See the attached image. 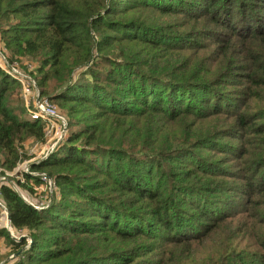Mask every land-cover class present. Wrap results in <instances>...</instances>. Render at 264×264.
Listing matches in <instances>:
<instances>
[{
    "label": "trees",
    "instance_id": "1",
    "mask_svg": "<svg viewBox=\"0 0 264 264\" xmlns=\"http://www.w3.org/2000/svg\"><path fill=\"white\" fill-rule=\"evenodd\" d=\"M0 31L69 117L45 207L0 184L11 264H264V0H0ZM18 90L0 68L9 170L44 135Z\"/></svg>",
    "mask_w": 264,
    "mask_h": 264
},
{
    "label": "built area",
    "instance_id": "2",
    "mask_svg": "<svg viewBox=\"0 0 264 264\" xmlns=\"http://www.w3.org/2000/svg\"><path fill=\"white\" fill-rule=\"evenodd\" d=\"M6 54V49L3 47L2 50H0V68L10 74L16 81L19 82L21 91L20 95L23 99L27 114L32 119L41 120L44 124L43 132L46 143L42 154H44L43 156L45 158L54 149V147L65 137L67 121L63 117V115L59 113L56 105L48 97L41 95L35 78L28 73L20 71L16 67V63H12L7 59ZM28 166L29 164L23 166L24 173H28L27 168H30V166ZM17 170L18 169H15L14 173H16ZM3 172H5L4 169L0 167V174ZM29 174L32 176L37 175L42 177L45 183H47V186H49L50 191H53V189L55 188L53 180L48 177L45 172L31 171ZM21 175L23 176V174ZM4 181H6V178H4L3 175V177L0 178V184ZM20 197H22V199L29 203L28 199L23 194H20ZM29 204L36 209H41L45 207L42 206V204L37 203ZM8 216V208L3 199L1 198L0 194V235L1 231L6 230L8 235L14 240L19 241L20 238H24L29 244L30 237L26 234L20 235V232L23 233L24 230H17L13 228ZM13 256V254L10 255V258H12Z\"/></svg>",
    "mask_w": 264,
    "mask_h": 264
},
{
    "label": "rangeland",
    "instance_id": "3",
    "mask_svg": "<svg viewBox=\"0 0 264 264\" xmlns=\"http://www.w3.org/2000/svg\"><path fill=\"white\" fill-rule=\"evenodd\" d=\"M0 36H1V31H0ZM3 47H4V44L1 41V37H0V50H2ZM6 57L8 59L9 53L6 54ZM12 63H16V65H17L16 67L20 71H22L24 73H28L33 77L35 76L33 71L36 68L37 64L34 61H32L31 59H29V58H19L18 59L17 58L15 60H13ZM18 91H19L18 95H13V97H12L13 98V105L16 103L14 96L21 98V95H20L21 91L20 90H18ZM53 103L56 105L59 113L63 115V117L66 119V121L68 123L69 117L65 114V112L55 102H53ZM18 105H19V107L21 106L23 109L24 104H22V101H19ZM45 143H46V141H45L44 135H43L42 139H40V140L36 139L34 137L27 138L24 141V143L22 144V146H21L22 149L20 150L22 152L23 157L20 160H18L16 165L11 170H9V168L7 169V168L2 167L5 172L0 174V178H2L4 175V178H6L8 185L10 187H12L19 195L23 194L28 199L29 203H37V204L45 203L48 200V198L50 200L51 194L53 196L54 192L56 191V188H54L53 193H52V191L49 190V186H47V183H44V184L42 183L40 185H37L35 180H26V178L24 177V174L25 175L29 174L32 171L31 170V164L32 163H34V162L37 163V162L41 161L42 159H44V156H43L44 154H42L43 153L42 151L45 148ZM27 164H29L30 168H27L28 173H24V170H23L24 167L23 166H25ZM15 169H18L16 173H14ZM21 174H23V176ZM35 176H37V175H35ZM22 234L28 235V231L24 230L23 233L20 232V235H22ZM18 235H16V236H18ZM8 239H9L8 243L11 247V243H12L11 237L8 236ZM21 240H19V241H21Z\"/></svg>",
    "mask_w": 264,
    "mask_h": 264
},
{
    "label": "crops",
    "instance_id": "4",
    "mask_svg": "<svg viewBox=\"0 0 264 264\" xmlns=\"http://www.w3.org/2000/svg\"><path fill=\"white\" fill-rule=\"evenodd\" d=\"M10 250L11 247L8 243V239L6 238V235L2 233L0 235V264H11Z\"/></svg>",
    "mask_w": 264,
    "mask_h": 264
},
{
    "label": "water",
    "instance_id": "5",
    "mask_svg": "<svg viewBox=\"0 0 264 264\" xmlns=\"http://www.w3.org/2000/svg\"><path fill=\"white\" fill-rule=\"evenodd\" d=\"M8 218L10 219V217L8 216ZM22 238H20L19 240H21ZM30 242H31V240H30Z\"/></svg>",
    "mask_w": 264,
    "mask_h": 264
}]
</instances>
